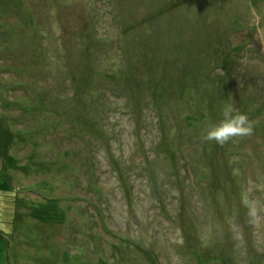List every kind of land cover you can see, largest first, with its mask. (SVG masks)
I'll use <instances>...</instances> for the list:
<instances>
[{
    "label": "rangeland",
    "instance_id": "rangeland-1",
    "mask_svg": "<svg viewBox=\"0 0 264 264\" xmlns=\"http://www.w3.org/2000/svg\"><path fill=\"white\" fill-rule=\"evenodd\" d=\"M0 264H264V0H0Z\"/></svg>",
    "mask_w": 264,
    "mask_h": 264
},
{
    "label": "clouds",
    "instance_id": "clouds-1",
    "mask_svg": "<svg viewBox=\"0 0 264 264\" xmlns=\"http://www.w3.org/2000/svg\"><path fill=\"white\" fill-rule=\"evenodd\" d=\"M252 131L253 128L248 117L238 112L233 114L232 107L228 106L222 111V119L208 129L204 138L219 145H224L235 137L250 135Z\"/></svg>",
    "mask_w": 264,
    "mask_h": 264
}]
</instances>
